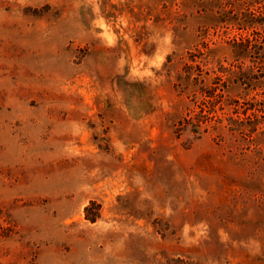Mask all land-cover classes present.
Listing matches in <instances>:
<instances>
[{
    "label": "rangeland",
    "instance_id": "rangeland-1",
    "mask_svg": "<svg viewBox=\"0 0 264 264\" xmlns=\"http://www.w3.org/2000/svg\"><path fill=\"white\" fill-rule=\"evenodd\" d=\"M0 264H264V0H0Z\"/></svg>",
    "mask_w": 264,
    "mask_h": 264
},
{
    "label": "trees",
    "instance_id": "trees-1",
    "mask_svg": "<svg viewBox=\"0 0 264 264\" xmlns=\"http://www.w3.org/2000/svg\"><path fill=\"white\" fill-rule=\"evenodd\" d=\"M186 67H187V68H186L187 71H186V70H185V71L187 72V73H186V77H187L188 74H189V71H188V70H189V68H190V65H186ZM200 80H203V79L201 78Z\"/></svg>",
    "mask_w": 264,
    "mask_h": 264
}]
</instances>
